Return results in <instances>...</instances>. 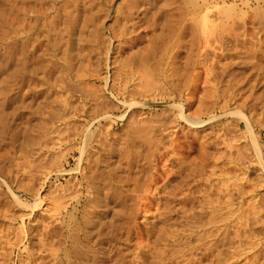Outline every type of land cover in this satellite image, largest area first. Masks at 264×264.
<instances>
[{
  "label": "rangeland",
  "instance_id": "obj_1",
  "mask_svg": "<svg viewBox=\"0 0 264 264\" xmlns=\"http://www.w3.org/2000/svg\"><path fill=\"white\" fill-rule=\"evenodd\" d=\"M189 1L192 3L190 4ZM189 1L22 0L21 4V0H0V92L6 91L8 95L11 94V103L10 100L7 101L5 103L6 105L4 104L2 106L3 110L0 107V112H2L0 113L1 121H4V117H1L3 113L6 118L5 120H9L8 122H2L4 123L3 125L0 122L3 126H0V129L3 128V132L0 130L3 133V135L0 133V138L3 136L0 139V236H2L4 232H9L10 235L14 233L17 235L19 234V237H21L20 244L18 243V247L13 249H10L8 245H4L3 239L1 240L2 237L0 238V242L2 243V245L0 243V263L3 261L4 263L2 264H22L23 261L25 262L26 259L30 258L28 252L30 250L33 251L30 252L31 255L34 253V256H32L34 258L36 257L35 263L40 261L38 264H91L96 254L99 257V260H97L98 264H264V168H262V164H264V162H262L264 161V119H262V117H264V108L261 109V107H264V48H262L264 47V0ZM193 2L197 4L194 3V5ZM192 4L195 7H193ZM39 5L40 8L38 7ZM28 8L29 11L31 10L30 13ZM20 10L24 11L21 13ZM36 10H42L40 12H42L43 15L45 14L44 17H42L44 21L49 20L51 15L58 11L59 16L57 15L58 18H55L56 22L53 26L55 30L53 31L54 33L52 32L51 38L53 40L54 36H57L59 31V33H62L59 34L64 37H62V43L60 42V45L58 44V49H60V51L57 47H51L50 43L45 41L46 45L43 42L42 46H40L41 48L39 47L37 51L41 52L42 50L45 53V51L51 52L52 49L53 54L56 56L54 61L57 60L60 64H64L67 72L63 71L61 75L56 64L55 67H57V69L54 67V71L52 70V72L48 74V71L41 65V71L39 69L36 71L34 86H36L37 89L34 87L35 90L26 96L25 99L28 103H24L25 105H23L21 109L22 106H19L20 103L16 104L19 102V96H17L18 94L16 91V72L11 74L8 66L12 67L15 65V60H17L19 52L17 50V29L20 28V16L23 14L22 16L26 19L24 23H26V21L28 22L26 25L23 24L26 27L25 29H27V26L31 23V21H28L31 20L30 17L33 16L34 12L38 13ZM27 12L29 16H27ZM167 12H170V14ZM204 13L208 15L209 29L212 28L213 31L214 26L210 27V25H215L216 27L214 28H216L218 32L222 29L224 33L227 31L226 37L227 40L229 38V46L234 44L233 39L237 37V40L241 41L243 39L245 46H249L248 43H253L254 46L258 45V47L256 46L259 48L258 56L262 54V56L256 58L255 61L254 59L248 61L251 60L248 59L249 57H245L243 60H241L240 57H234L231 63L226 67L224 74L218 75V73H216V75L219 76L216 78H220L221 82L214 86L215 88L210 86L212 91L209 87L212 81L208 86L206 85L207 83L204 84L205 80L203 81V79L206 77L204 74L205 72H203L201 68H196L195 71L197 73H193L194 71H191L189 59H187L188 62L186 60V56H188L187 51L189 52L191 46L189 45L190 35L185 31L187 35L184 34L182 37L178 38L181 34L180 32L184 31L185 26L188 25H193L195 29L194 32L197 30L195 36H200L201 34L198 33H200L201 25L197 17ZM166 14L168 18L174 16L172 19H170V17V20L164 21V19H167V17L164 18ZM187 15H190L192 19ZM130 17L132 19H130ZM155 18L157 19L156 22L154 21ZM134 21H138V23L131 26ZM219 22H221V26ZM179 25L183 26L180 27ZM54 28H52V30ZM216 29H214L213 33L216 32ZM78 31L80 33H78ZM235 34H237V36H235ZM241 34H243L244 37ZM161 36L163 37L161 38ZM197 38L199 37H196V41L194 42H197ZM67 39H70V41H67ZM179 42L183 43L180 44ZM197 43H191L195 45L194 48H191L195 50V48L198 47L196 45ZM178 44L180 45L177 47ZM48 47H50V49H48ZM178 48L179 52L176 54L175 52ZM57 54L60 56L58 57ZM62 54H64V60ZM240 55L243 56L244 54L240 53ZM5 59L9 64H7V67L4 65ZM234 59H236L235 62L233 61ZM45 61L47 62L46 58ZM45 61H43V64H46L44 63ZM223 61L224 60H221V62ZM251 62H253V65H250ZM257 62L260 64H257ZM186 64L189 66H186ZM143 65L149 71L150 80H152V78H155L153 80H157L156 78H158L159 81L165 82L166 84H168L167 81H171V84L169 83L168 86L172 88L174 84L172 89L179 92L181 91L184 95L192 85L190 79L193 78V75L198 74V79L195 78V80L197 79L195 81L197 83L196 99L192 105L186 109L188 113L194 112L193 109L195 110L197 106L198 97H207L215 94L216 96H214L218 101L224 96L227 97L226 92L229 91V87L227 86L231 84L229 83L231 81H228V79L232 80L230 88L233 89L230 90L229 93L233 92V94H235L236 92L235 96L237 95L236 100H238L236 103L247 118L249 129L245 128V121L243 119L238 120L237 116L236 118L234 117L235 115L229 113L225 118H222V122L221 120L219 122L216 121L217 125L221 122L219 124L220 127L216 125L215 121L208 122V120H206L207 125L202 126V129L198 127L194 130L192 127L180 122L178 126L181 129L179 128L171 137L172 139L174 138L171 147L174 149V152L177 153L176 157L178 160L175 158L174 161L171 160L172 162H168L167 158L172 156V152H168L171 156L167 154L164 155L165 157L161 156L160 158V156H158V158L156 157L157 154H155L156 156L153 154L155 156H153L154 158L152 156L148 158V147H144V145V148L139 146L142 140H137V143H135L136 146H133L131 141H128V138L130 132L129 123L132 127L134 123L131 119L134 120L133 116L135 113L130 112L132 115L130 113L128 114V109L126 110L123 106L113 109L109 104L111 107L109 113L112 114L111 118L113 124L111 133L113 132V137H120L114 143V146L117 150L121 149L123 151L121 152V150H119L115 152L109 160H107V158L103 159L102 157V159L98 158L101 151L99 153L92 152L94 154L89 158L88 164L85 162L83 163V166L86 165L84 166L85 172H83V174H80L78 170L75 172L74 167L77 165V145L79 146V142L75 140L76 137L70 135L76 130H79H74L75 128L82 127L88 120L96 119L95 114L98 105H95L92 99L100 96L99 98L101 100H107V97H109V93L107 92L109 84L114 80V82H116V79H118L117 77L121 75V77H123L124 73L126 75L131 68L142 67L143 69ZM84 67L85 69H83ZM75 72H78V75L80 74L77 79H75ZM79 72L84 76L82 77V74ZM228 73H230V76ZM59 75L65 78L64 84L66 82L67 85H70V87L72 86L71 88L73 89L67 92L60 90L57 85L59 84ZM106 77L107 79H105ZM231 77L237 80L240 78V82L236 85L235 82L238 81L234 80V82ZM172 81L174 82L173 84ZM221 89H223L224 92ZM216 90L219 93L216 92ZM202 91L204 93H202ZM233 94L230 97L235 98ZM12 95H15V97ZM64 95L66 99L68 98L67 104L61 101L62 98L64 99ZM241 95L244 98L241 97ZM206 97L204 98L206 99ZM12 98H14L16 103L12 101ZM237 104L235 106H237ZM16 105H18L20 109H18ZM171 105L172 102L169 104H162V102L159 101L154 102V104H151L148 108L143 110L139 108L133 110H135V112L142 111L152 115L157 113L154 117L162 121H167L170 117L178 119L177 115H175L177 111ZM230 106H232V104ZM163 108L169 111L163 112ZM259 109L262 110L260 114ZM170 111L175 112V114ZM69 112H72V114L70 115ZM164 113H169V117L167 115L168 118H165ZM62 115L63 117H61ZM68 117L69 119H67ZM63 120L66 121L64 125L67 127V124H70V127L65 131L63 134L64 136H61V142L59 141L54 144L55 146L50 149L46 157L42 158V156H40L36 160L30 158L29 153L32 151V148L35 147L33 143L44 137L45 129L50 126L60 128L64 123ZM131 122L133 123L132 125ZM236 122H239L240 125L237 126L235 124ZM5 123H7L6 126L8 125L7 129L4 127ZM8 123H11V125ZM126 126L128 127L126 128ZM218 128L222 137L224 134L223 138L219 134ZM200 132L201 134L205 132L204 135L206 134V136H209H205L209 141L208 139H200ZM215 132L219 136L216 135ZM41 134L44 135L42 136ZM166 134L164 135V140L168 141L169 138L167 136L169 132L167 136ZM210 134H212V136ZM68 135L72 137V141L71 139L67 140V138H69ZM213 135H216L217 139ZM223 140H228L229 142L223 143ZM212 141H214L215 144L214 142L212 144ZM51 142L56 141L53 138V140L48 141V144ZM201 143L206 146H202ZM202 147H207L208 149L204 148L205 150H203ZM142 150L144 151L141 152ZM138 151H140V153H137ZM238 153L242 154L239 156ZM237 156L239 157L237 158ZM150 158L151 161H149ZM128 160L130 161L128 162ZM62 170L63 172H60ZM30 173L33 174L31 175ZM123 173L124 177L122 176ZM82 176H84L83 179ZM224 178L228 179L225 180ZM229 179L231 180L229 181ZM223 181H226L225 183L227 184L223 183ZM232 182L235 184L232 185ZM223 184L226 186L229 185V187ZM68 185H71V188L66 192L60 189ZM147 186L148 191H144ZM156 187L160 189L166 187L167 191L172 190V195L176 198L165 192V195L162 193L160 194ZM88 189L92 191L93 194L87 195ZM61 190L64 197L59 196ZM58 191L60 192L58 193ZM74 191L80 192L81 195L77 193L78 195L76 198ZM226 193L232 196L229 197ZM68 194H70V196H68ZM72 194L75 196L73 197ZM16 195H18V197ZM92 195L96 196V201L95 199L89 200L92 198ZM188 195L190 197L183 198ZM37 196L43 200L34 210L31 207H25L24 209L23 206H20L15 201L16 198H19L31 204V202L33 203V199ZM211 200L213 201L211 202ZM164 201L166 203H164ZM47 202H52V205L56 203V205L59 206V210L54 209L56 211L55 215L59 212L56 217H60V219L57 220L58 222H56L55 230L58 227V231H56L58 233L61 232L55 235L52 238L53 240L51 238L48 239L44 248L40 247L41 242H39V239L43 237V226L48 224L50 220L49 217L46 219V216H50L52 212H55L54 210L48 213L42 211L44 206L41 207V205ZM52 205L51 207L54 206ZM208 207L211 208L209 209ZM161 210L162 212H160ZM164 210L165 213L168 214V218L165 217V219L168 220L162 219L163 216L167 215L163 214ZM156 214L162 217H157ZM84 218L86 221L89 218L86 223L87 225L84 223L86 222ZM152 219L154 222H151ZM160 219H162V222ZM163 220L166 223L163 222ZM152 223H155V225ZM163 223L165 224L163 225ZM83 227L85 229H83ZM12 230L15 231L11 233ZM47 242H50L51 245L50 243L47 244ZM25 245L30 249H23ZM5 246L9 248H4ZM1 248L4 250L3 252ZM96 248L98 251L95 250ZM51 249L54 252L56 251L55 253L53 252L54 255ZM1 252L3 254L9 252L10 254L8 253L6 256H2L3 254Z\"/></svg>",
  "mask_w": 264,
  "mask_h": 264
},
{
  "label": "bare ground",
  "instance_id": "obj_2",
  "mask_svg": "<svg viewBox=\"0 0 264 264\" xmlns=\"http://www.w3.org/2000/svg\"><path fill=\"white\" fill-rule=\"evenodd\" d=\"M189 1V0H188ZM192 1V0H191ZM24 2V1H23ZM76 2V1H75ZM148 2V1H147ZM167 2H169V1H167ZM166 2V3H167ZM70 3V2H69ZM189 3H190V1H189ZM192 3V2H191ZM190 3V4H191ZM194 3H196V2H193V4ZM21 4H22V0H21ZM24 4V3H23ZM34 4V3H33ZM66 4V3H65ZM133 4H135V3H133ZM187 4V3H186ZM192 4V6L193 7H195L194 5ZM197 4V3H196ZM52 5V4H51ZM73 5V4H72ZM136 5V4H135ZM184 5V4H183ZM199 5V4H198ZM198 5H197V7H198ZM31 6V5H30ZM29 6V7H30ZM63 6V5H62ZM77 6V5H76ZM132 6H134V5H132ZM191 6V7H192ZM204 6V5H203ZM214 6V5H213ZM219 6V5H218ZM39 8H40V5L38 6ZM37 7V8H38ZM49 7V6H48ZM72 7H74V6H72ZM84 7V6H83ZM175 7V6H174ZM187 7V6H186ZM90 8V7H89ZM216 8V7H215ZM229 8V7H228ZM21 9H22V7H21ZM31 9L33 10V8L31 7ZM168 9V8H167ZM172 9V8H171ZM180 9V8H179ZM232 9V8H231ZM34 10H35V8H34ZM60 10V9H59ZM207 10V9H206ZM215 10V9H214ZM21 11V10H20ZM24 10H22L21 11V13L23 12ZM28 11H29V8H28ZM31 11V10H30ZM30 11H29V13H30ZM36 11H38V10H36ZM40 11H42V10H40ZM40 11H38V13H36V12H34V14H33V16L32 17H30L31 18V20H28V21H31V23H29V25L27 26V29H25L26 27L23 25V24H28V22L26 21V23H24L25 21L24 20H26L25 18H24V16H20L21 18L19 19L20 21H21V23H20V28L19 29H17L18 30V55H17V60H15L14 62H15V65L14 66H12V67H10V66H8L9 67V70H10V72H11V74L13 73H15L16 74V76H17V78H16V80H17V82H16V87H17V96H19V102L18 103H16L15 101H14V98H12V101L14 102V103H16V104H19L20 103V105L19 106H22L21 107V109L23 108V105H25L24 103H28V102H26V96L27 95H29V94H31L34 90H35V88L37 89V87L36 86H34L35 85V81H36V71L39 69L40 70V66L42 65L43 67H44V69H46V71H48V74H49V72L51 73L52 72V70L54 69V67H55V65L57 64V67L59 68V72L61 73V75L63 74V71L65 72L66 70H65V67H64V64H60V62L59 61H54V59H56L55 57V55L53 54V50L51 49V52H48V51H45V53H44V51H42L41 50V52L39 53L38 51H37V49L40 47V46H42V43L45 41V42H47V43H50V46L52 47H57V49H58V44L61 42V40L64 38L63 36H60L59 34H62V33H57V36L55 37L54 36V38H53V40H52V32L55 30V28L53 27L54 26V24H55V22H56V17H57V15L59 14L58 13V11H56V12H54V14L53 15H51V13H50V15H51V17H50V19L49 20H45L44 21V19L42 20V17H44V15L42 14V12H40ZM26 12V11H25ZM68 12V11H67ZM175 12V11H174ZM20 13V12H19ZM18 13V14H19ZM28 12H27V16H29L28 14H29ZM40 13H41V15H40ZM160 13V12H159ZM167 13H169L170 14V12H167ZM184 13V12H183ZM183 13H182V15H183ZM186 13V12H185ZM199 13V12H198ZM224 13V12H223ZM222 13V14H223ZM46 14H48V13H46ZM163 14V13H162ZM168 14V15H169ZM200 14H201V12H200ZM64 15V14H63ZM171 15H173V14H171ZM185 15V14H184ZM198 15V14H197ZM18 16V15H17ZM47 16V15H46ZM45 16V17H46ZM59 16V15H58ZM70 16V15H69ZM164 16V15H163ZM174 16V15H173ZM172 16V17H173ZM187 16H190V15H187ZM234 16V15H233ZM165 17H167V14H166V16H164V18ZM171 17V16H170ZM169 17V18H170ZM172 17L170 18V19H172ZM29 18V17H28ZM49 18V17H48ZM47 18V19H48ZM58 18V17H57ZM63 18V17H62ZM136 18V17H135ZM161 18V17H160ZM163 18V19H164ZM168 17H167V19H164V21H166V20H168L169 19ZM190 18L192 19V17L190 16ZM198 18V22L200 23V33H198V34H201L200 36H195L196 34H197V30H196V32H194V26L193 25H188V26H185V30L184 31H182V32H180L181 34H180V36H178V38L179 37H182L184 34H186V32L185 31H187L188 32V34L190 35V38H189V41H190V44L189 45H191L190 46V50H189V52L187 51V53H188V56H186V60L187 59H189V63H190V68H191V71H194L193 73H197L196 71H195V69L196 68H201L202 69V71L203 72H205L204 74L206 75V77H204V79H203V81L205 80V82H204V84H206L207 86H208V84H209V87L211 86V87H213V88H215L214 86H216L217 84H219V82H221V79L219 78H216L219 74L220 75H222V74H224V72L226 71V67L231 63V61H232V59L234 58V57H240L241 58V60H243V58L245 59V57L246 58H248V59H251V60H248V61H252L253 59H254V61H255V59L256 58H259L260 56H262V54H260V56H258V53H259V48H257L258 47V45H256V46H254V44L252 43V44H250V43H248L249 44V46H245V44H244V41H243V39L240 41V40H237V37H234V44L232 45V46H229L228 44H229V38H228V40H227V31H226V33H224V31H222L221 29V31L220 32H218L217 31V29L216 28H214V27H216L215 25H210V27H213V31H214V29H216L215 31L216 32H214L213 33V31H212V28H210L209 29V19H208V15H207V13H204V14H202V15H200L199 17H197ZM215 18V17H214ZM229 18V17H228ZM235 18V17H234ZM130 19H132L131 17H130ZM134 19V18H133ZM169 19V20H170ZM191 19H190V21H191ZM216 19V18H215ZM237 19V18H236ZM127 20V19H126ZM156 18L154 19V21L156 22ZM211 20V19H210ZM18 21V20H17ZM19 21V22H20ZM70 21V20H69ZM131 21V20H130ZM140 21V20H139ZM216 21V20H215ZM132 22V21H131ZM184 22V21H183ZM222 22V21H221ZM221 22H219V24L221 23ZM68 23V22H67ZM123 23V22H122ZM128 23V22H127ZM138 23V21H134L133 23H132V25L131 26H134L135 24H137ZM170 23H171V21H170ZM177 23V22H176ZM179 23V22H178ZM196 23V22H195ZM213 23V22H212ZM76 24V23H75ZM166 24H167V22H166ZM166 24H164V25H166ZM173 24V23H172ZM191 24H193V23H191ZM215 24V23H214ZM222 24H223V22H222ZM161 25H162V23H161ZM184 25V24H183ZM182 25V26H183ZM63 26V25H62ZM67 26V25H66ZM163 26V25H162ZM167 26V25H166ZM180 26V25H179ZM182 26H180V27H182ZM196 26V25H195ZM220 26H221V24H220ZM64 27V26H63ZM178 27V26H177ZM179 27V28H180ZM223 27V26H222ZM222 27H219V28H222ZM226 27V26H225ZM228 27H230V26H228ZM52 28H54L53 30H52ZM67 28H68V26H67ZM131 28V27H130ZM198 28H199V26H198ZM80 29V28H79ZM162 29V28H161ZM181 29V28H180ZM196 29H197V26H196ZM235 29V28H234ZM237 29V28H236ZM59 30V29H58ZM61 30V29H60ZM63 30V29H62ZM175 30H177V29H175ZM233 30V29H232ZM162 31V30H161ZM199 31V30H198ZM239 31V30H238ZM65 32V31H64ZM156 32V31H155ZM260 32V31H259ZM54 33V32H53ZM78 33H80L79 31H78ZM196 33V34H195ZM228 33H230V32H228ZM160 34V33H159ZM171 34V33H170ZM72 35V34H71ZM84 35V34H83ZM165 35V34H164ZM187 35V34H186ZM231 35V34H230ZM239 35V34H238ZM242 36H243V34H241ZM82 36V35H81ZM160 36V35H159ZM235 36H237V34H235ZM63 37V38H62ZM66 37V36H65ZM77 37V36H76ZM86 37V36H85ZM163 36H161V38H162ZM174 37V36H173ZM189 37V36H188ZM196 37H199V38H197V42L199 43V45H198V43L197 42H194V41H196L195 39H196ZM232 37V36H231ZM239 37V36H238ZM244 37V36H243ZM242 38V37H241ZM88 39V38H87ZM181 39V38H180ZM179 39V40H180ZM246 39H248V38H246ZM76 40V39H75ZM74 40V41H75ZM178 40V41H179ZM182 40V39H181ZM199 40V41H198ZM232 40V39H231ZM51 41H52V43H51ZM67 41H70V39H67ZM73 41V40H72ZM71 41V42H72ZM86 41V40H85ZM88 41V40H87ZM94 41V40H93ZM163 41V40H162ZM175 41V40H174ZM188 41V40H187ZM187 41H186V44H187ZM260 41H261V39H260ZM44 42V43H45ZM79 42V41H78ZM78 42H77V44H78ZM183 42H184V40H183ZM183 42H181V43H183ZM62 43V42H61ZM166 43H167V41H166ZM172 43V42H171ZM180 43V42H179ZM180 43V44H181ZM191 43H197L196 45L198 46V47H196L195 48V50L194 49H192L191 47H195V45L194 44H191ZM246 43V42H245ZM256 43V42H255ZM258 43H260V42H258ZM70 44V43H69ZM72 44V43H71ZM81 44V43H80ZM177 44V43H176ZM180 44H178L177 45V47L180 45ZM262 44V43H261ZM45 45H46V43H45ZM60 45V44H59ZM193 45V46H192ZM45 47V46H44ZM60 47V46H59ZM85 47V46H84ZM83 47V48H84ZM174 47H176V46H174ZM173 47V48H174ZM41 48V47H40ZM93 48V47H92ZM183 48H184V46H183ZM262 48H264V47H262ZM46 49V48H45ZM45 49H43V50H45ZM48 49H50V47H48ZM187 49V48H186ZM59 51H60V49H58ZM175 50V49H174ZM262 50V49H261ZM38 53H37V52ZM57 51V50H56ZM142 51V50H141ZM145 51V50H144ZM143 51V52H144ZM43 52V53H42ZM178 52H179V48H178V50H176V54H178ZM261 52V51H260ZM62 53V52H61ZM63 53H64V50H63ZM73 53V52H72ZM85 53V52H84ZM170 53V52H169ZM240 53H243L244 55L242 56V55H240ZM58 54H59V52H58ZM57 54V56L59 57L60 55H58ZM63 55L64 54H62V58H63ZM147 56V55H146ZM251 56V57H250ZM150 57V56H149ZM45 58H46V60H47V62L45 61ZM48 58V59H47ZM62 58H61V61L63 62V60H64V58H63V60H62ZM77 58V57H76ZM237 58V59H238ZM7 59V58H6ZM6 59H5V66L7 67V64H8V62H6ZM50 59V60H49ZM86 59V58H85ZM174 59H176V58H174ZM230 59V60H229ZM53 60V61H52ZM59 60H60V58H59ZM69 60V59H68ZM67 60V61H68ZM221 60H226L225 62L223 61V62H221ZM235 60L236 59H234L233 61L235 62ZM239 60V59H238ZM240 60V61H241ZM247 60V59H246ZM43 61H45L44 63H46V64H43ZM49 61V62H48ZM145 61V60H144ZM143 61V62H144ZM257 61H259V60H257ZM9 62H11V61H9ZM13 62V61H12ZM77 62H79V61H77ZM89 62V61H88ZM187 62H188V60H187ZM233 62V63H234ZM241 62H243V61H241ZM138 63V62H137ZM162 63V62H161ZM171 63V62H170ZM185 63V62H184ZM188 63V64H189ZM237 63H238V61H237ZM89 64V63H88ZM139 64H141V63H139ZM138 64V65H139ZM151 64V63H150ZM188 64H186V66H189ZM241 64V63H240ZM255 64H256V62H255ZM257 64H260V63H258L257 62ZM9 65V64H8ZM70 65V64H69ZM90 65V64H89ZM137 65V66H138ZM142 65V64H141ZM185 65V64H184ZM234 65V64H233ZM250 65H253V62H251L250 63ZM4 66V67H5ZM75 66V65H74ZM88 66V65H87ZM256 66H259V65H256ZM261 66V65H260ZM57 67H55L56 69H57ZM79 67V66H78ZM143 69H142V67L141 68H131V69H129V71H128V73H126V75H125V73H124V75H123V77H121L122 75H121V73H120V77H117L118 79H116L117 81L116 82H114L113 80V82L111 83V84H109L108 85V88H107V92L109 93V97H107V100H104V99H100L99 97H95V98H93V97H91V98H93L92 100L95 102V105H98V108H97V112H96V114H95V117H96V119H93V120H88V122L85 124V125H83L82 127H78V128H75L74 130H76V129H79V130H76L73 134H71L70 136H72V137H76L75 138V140L76 141H78L79 142V146L77 145V151H78V157H77V165H76V167H74V170H75V172H76V170H78V172H80V174H83V172H85L84 170H85V167L84 166H86V165H84L83 166V163L85 162L86 164H88L87 162L89 161V158L91 157V155L92 154H94V153H99L100 151H101V153H99V159L102 157L103 159L104 158H107V160H109L110 158H111V156H112V154H114L115 152H117V151H119V150H121V149H119V150H117V148L114 146V143L118 140V138H120V137H118V138H116V137H113L112 136V133H111V131L113 130V124H112V118H111V115L112 114H110L109 113V111H110V109H111V107H113V109L115 108H118L119 106H123L126 110L128 109V114L131 112H134L133 114H134V120L133 119H131L132 120V122L134 123H132L131 122V125H132V127L130 126V121L128 122L129 123V127H130V132H129V138H128V141H131V143L133 144V146L135 145V143H137V140H142V142H140L139 143V146H142L143 147V145H144V147H148V150H147V156H148V158L149 157H153L155 154H157V156L156 157H158V156H160V158H161V156H164V155H167V154H169L168 152H172L171 153V155L169 154V156H171L170 158H172V159H170V158H167V157H169V156H167L166 158L168 159V162H172L171 160H175V158H177L176 156V154L177 153H175L174 152V149H172V143H173V141H174V138L172 139L171 137L173 136V133L174 132H176V131H178L179 130V126H178V124L180 123V122H182V123H184L185 125H188V126H190V127H192L194 130L196 129V128H201L202 126H204V125H207L206 123H207V121L206 120H208V122H210V121H220L221 120V122H222V118H225V116L226 115H228V113L229 114H233V115H235L234 117H238V120L239 119H243L244 121H245V128L246 129H249V122H248V120H247V118L245 117V115H244V113H242V111L240 110V108L238 107V104L236 103L238 100H236V96H235V94H236V92H235V94H233V92L231 93H229V91L230 90H232L231 88H230V85L232 84V80H230V79H228V81H231V82H229V83H231L230 85L228 84V86L227 87H229L228 89H229V91H227L226 92V94H227V97L226 96H224L221 100H217V98L215 97L216 95L215 94H212L211 96H202V97H198L199 99H197V106H196V108H195V110L193 109V113H188V112H186V109L188 108V107H190L191 105H192V103L194 102V100L196 99V85H197V83L195 82L197 79H198V77H197V75L195 74V75H193V78L192 79H190L191 81H192V85H191V87L189 88V90L186 92V94L184 95L181 91L179 92V91H175V89L173 90L172 88L174 87V82L172 81V84H173V87L172 88H170L169 86H168V84L170 83L171 84V81L170 82H168L167 81V83L168 84H166L165 82H162V81H159L158 80V78H156L157 80H153V79H155V78H152V80H150L151 79V77L149 76V71H148V69L143 65ZM155 67V66H154ZM254 67V66H253ZM77 68V67H76ZM147 69V71H146V69ZM188 68V67H187ZM252 68V67H251ZM255 68V67H254ZM42 69V68H41ZM44 69H43V71H44ZM75 69V68H74ZM82 69V68H81ZM83 69H85V67L83 68ZM257 69V68H256ZM173 70V69H172ZM41 71V70H40ZM42 71V72H43ZM54 71V70H53ZM81 71V70H80ZM84 71H86V70H84ZM83 71V72H84ZM191 71H190V73H191ZM240 71V70H239ZM253 71V70H252ZM67 72V71H66ZM119 72V71H118ZM47 73V72H46ZM45 73V74H46ZM76 73V72H75ZM78 73V72H77ZM76 73V77H75V79H77V78H79L78 76L80 75H78ZM79 73H81V72H79ZM153 73V72H152ZM178 73V72H177ZM215 73V74H214ZM216 73H218V75H216ZM260 73V72H259ZM82 74V73H81ZM85 74V73H84ZM227 74V73H226ZM229 74V76H230V73H228ZM61 75H59V84H57L58 85V88L60 89V90H62V91H70V89H73V88H71L70 87V85H67V83L65 82V84H64V77H62ZM153 75V74H152ZM151 75V76H152ZM185 75V74H184ZM241 75V74H240ZM244 75V74H243ZM10 76V75H9ZM84 75L82 74V77H83ZM118 76H119V74H118ZM168 76V75H167ZM196 76V77H195ZM81 77V76H80ZM114 77V76H113ZM150 77V78H149ZM159 77V76H158ZM170 77V76H169ZM169 77H168V79H169ZM219 77V76H218ZM233 77V76H232ZM231 77V78H232ZM240 77V76H239ZM244 77V76H243ZM39 78V77H38ZM115 78V77H114ZM163 78V77H162ZM167 78V77H166ZM174 78V77H173ZM195 78H197L196 80H195ZM230 78V77H229ZM241 78V77H240ZM240 78H238V80L237 79H233V81L235 80H237L238 82H235V84L237 85V83H239L240 82ZM105 79H107V77L105 78ZM171 79H172V77H171ZM170 79V80H171ZM244 79V78H243ZM7 80V79H6ZM13 81V80H12ZM39 81V80H38ZM165 81V80H164ZM252 81H254V80H252ZM107 82V81H106ZM251 82V81H250ZM226 83H228V82H226ZM253 83V82H252ZM114 84V85H113ZM202 84H203V82H202ZM222 84V83H221ZM189 85V84H188ZM244 85V84H243ZM253 85V84H252ZM11 86V85H10ZM39 86V85H38ZM224 86V85H223ZM234 86V85H233ZM35 87V88H34ZM211 87H210V90H211ZM221 87V86H220ZM226 87V88H227ZM240 87H241V85H240ZM11 88V87H10ZM203 88V87H202ZM223 88V87H222ZM245 88V87H244ZM106 89V88H105ZM227 89V90H228ZM241 89V88H240ZM246 89V88H245ZM177 90V89H176ZM205 90V89H204ZM208 90V89H207ZM209 90V91H210ZM222 91H223V89H221ZM225 90V89H224ZM247 90V89H246ZM11 91V90H10ZM39 91V90H38ZM212 91V90H211ZM220 91V90H219ZM37 92V91H36ZM216 92H218L217 90H216ZM224 92V91H223ZM10 93V92H9ZM202 93H204L203 91H202ZM207 93V92H206ZM209 93V92H208ZM213 93H214V91H213ZM219 93V92H218ZM228 93H229V95H228ZM242 93V92H241ZM16 94V93H15ZM88 94V93H87ZM226 94H224V95H226ZM232 94H233V97L235 96V98H232V97H230V96H232ZM63 95V94H62ZM95 95V94H94ZM206 95V94H205ZM215 95V96H214ZM219 95V94H218ZM220 95H221V93H220ZM11 96V94L10 95H8V93H6V91L5 92H0V107L2 108V106L7 102V101H9L10 100V97ZM12 96H14L15 97V95H12ZM65 96V95H64ZM64 96H62V97H64ZM66 96H67V94H66ZM66 96L64 97V99L62 98L61 99V101L63 102V103H65V104H67L68 103V101H67V99H66ZM222 96H223V94H222ZM221 96V97H222ZM55 97V96H54ZM58 97V96H57ZM72 97V96H71ZM104 97V96H103ZM204 97H206V99L204 98ZM210 97V98H209ZM214 97V98H213ZM241 97H243L242 95H241ZM17 98V97H16ZM15 98V99H16ZM212 98V99H211ZM244 98V97H243ZM99 99V100H98ZM106 99V98H105ZM218 99H220V98H218ZM247 99V98H246ZM33 100V99H32ZM59 100V99H58ZM30 101V100H29ZM60 101V102H61ZM162 102V104H169V103H171L172 102V107L173 108H175L176 109V113L177 114H175V112H172V111H170L171 113H174L175 115H177V117H178V119H175V117H170L167 121H162L161 119H156L154 116H156V114H154V115H152V114H149V113H144V112H142V111H137V112H135V110H133V109H136V108H139V109H141V110H143V109H145V108H148L151 104H154V102ZM242 101V100H241ZM12 102V103H13ZM59 102V101H58ZM61 102V103H62ZM10 103H11V100H10ZM30 103V102H29ZM62 103V104H63ZM237 104V106H235L236 104ZM44 104V103H43ZM109 104L111 105V107L109 106ZM232 104V106H230ZM234 104V105H233ZM6 105V104H5ZM14 105V104H13ZM59 105V104H58ZM61 105V104H60ZM85 105V104H84ZM17 107H18V105H16ZM27 106V105H26ZM46 106V105H45ZM62 106V105H61ZM66 106V105H65ZM74 106V105H73ZM240 106V105H239ZM165 107V106H164ZM14 108H16V107H14ZM121 108V107H120ZM167 108V107H166ZM166 108L163 110V112H165V111H167L166 110ZM262 108H264V107H261V109ZM18 109H20L19 107H18ZM70 109V108H69ZM92 109V108H91ZM91 109H89V110H91ZM2 110H3V108H2ZM17 110V109H16ZM82 110V109H81ZM94 110V109H93ZM126 110H125V112H126ZM1 111V110H0ZM20 111V110H19ZM55 111V110H54ZM77 111V110H76ZM119 111V110H118ZM169 111V110H168ZM167 111V112H168ZM81 112V111H80ZM90 112V111H89ZM260 112L262 113V110H260L259 109V114H260ZM0 113H2V112H0ZM50 113H52V112H50ZM62 113V112H61ZM91 113H93V112H91ZM123 113V112H122ZM130 113V114H131ZM170 113V114H171ZM49 114V113H48ZM64 114V113H63ZM67 114V113H66ZM69 114L71 115L72 114V112L70 113L69 112ZM68 114V115H69ZM85 114V113H84ZM87 114V113H86ZM169 114V113H168ZM168 114H165L164 113V117L165 118H168L169 117V115ZM2 115V114H1ZM52 115V114H51ZM65 115V114H64ZM124 115V114H123ZM132 115V114H131ZM167 115H168V117H167ZM171 115H173V114H171ZM94 116V115H93ZM92 116V117H93ZM159 116V115H158ZM1 117H4V121H6L5 119V115H4V113H3V115L1 116ZM21 117V116H20ZM26 117H27V115H26ZM61 117H63V115L61 116ZM69 117H72V116H69ZM69 117L67 118V119H69ZM113 117V116H112ZM120 117V116H119ZM122 117V116H121ZM160 117V116H159ZM176 117V118H177ZM236 117V118H237ZM54 118H56V117H54ZM65 118V117H64ZM63 118V119H64ZM13 119H14V117H13ZM18 119V118H17ZM262 119H264V117H262ZM2 119L0 118V122L2 123V122H4V121H1ZM60 120H62V119H60ZM169 120H171V121H169ZM9 120H7L6 122H8ZM49 121V120H48ZM64 121V120H63ZM106 121V122H105ZM40 122V121H39ZM59 122V121H58ZM220 122V123H221ZM1 123H0V126L1 127H3L2 125L4 124V123H2V125H1ZM46 123V122H45ZM44 123V124H45ZM68 123V122H67ZM125 123V122H124ZM219 123V124H220ZM225 123H227V122H225ZM6 124L7 123H5V125H4V127H6V129H7V126H6ZM9 124V123H8ZM40 124V123H39ZM64 124H66V121H64V123H63V125ZM218 124V125H219ZM237 126H239L240 124H239V122H236L235 123ZM234 124V125H235ZM9 125H11V123L9 124ZM46 125V124H45ZM62 125V127H60V128H58V127H54V126H50V127H47L46 129H45V135L44 134H41L42 136L44 135V137L43 138H41V139H38V140H36L34 143H33V145L35 144V147H33L32 148V151L29 153V157L30 158H32L33 160L35 159H37L38 157H40V156H42V158H44V157H46L47 156V154H48V152H50V149L51 148H53V146H55L54 144H56V143H58L59 141L61 142V136L65 133V131H67V129L70 127L69 125L70 124H67L68 126L66 127V125H64L63 126ZM72 125V124H71ZM216 125H217V122H216ZM217 125V126H218ZM226 125V124H225ZM26 126V125H25ZM11 127V126H10ZM29 127V126H28ZM77 127V126H76ZM128 126H126V128H127ZM172 127H174V128H172ZM183 127V126H182ZM190 127H189V129H190ZM219 127H220V125H219ZM18 128V127H17ZM5 129V128H4ZM19 129V128H18ZM17 129V130H18ZM41 129V128H40ZM43 129H44V126H43ZM73 129V128H72ZM173 129V130H172ZM181 129V128H180ZM202 129V128H201ZM236 129V128H235ZM245 129V130H246ZM1 131L3 130V128L2 129H0ZM8 130H9V128H8ZM70 130V129H69ZM68 130V131H69ZM214 130V129H213ZM213 130H212V132H213ZM218 130V132L220 131L219 130V128L217 129ZM0 131V133H2ZM199 131V130H198ZM201 131V130H200ZM203 131V130H202ZM215 131V130H214ZM237 131V130H236ZM247 131V130H246ZM5 132V131H4ZM25 132V131H24ZM71 132V131H70ZM168 132H169V134H168ZM217 132V131H216ZM215 132V134L216 135H218L217 133ZM222 132V131H221ZM226 132V131H225ZM248 132H249V130H248ZM10 133H12V132H10ZM16 133H17V131H16ZM44 133V132H43ZM66 133H69V132H66ZM128 133V132H127ZM168 134V136H167V134ZM205 133V132H204ZM204 133L203 134H201V132H200V134H201V137H200V139H205V140H207L208 138H206V137H209V136H206V134L204 135ZM214 133V132H213ZM5 134V133H4ZM116 134V133H115ZM166 134V136L169 138L168 139V141H166V140H164V135ZM207 134H209V133H207ZM219 134H220V132H219ZM223 134V133H222ZM1 135H3V133L1 134ZM27 135V134H26ZM117 135H118V133H117ZM198 135H199V133H198ZM211 136H212V134H210ZM216 135H213V136H215V138H216ZM221 135V134H220ZM14 136V135H13ZM64 136V135H63ZM62 136V137H63ZM69 135H68V137L69 138H67V140L68 139H71L72 137H70ZM119 136V135H118ZM206 136V137H205ZM219 136V135H218ZM217 136V137H218ZM3 137V136H2ZM1 137V138H2ZM29 137V136H28ZM40 137V136H39ZM221 137H222V135H221ZM223 137H224V134H223ZM222 137V138H223ZM226 137V136H225ZM0 138V139H1ZM53 138H54V140L56 141V142H51L50 144H48V141H51V140H53ZM220 138V137H219ZM227 138V137H226ZM211 140H213L212 138H210ZM217 139V138H216ZM221 139V138H220ZM225 139V138H224ZM65 140H66V138H65ZM26 141V140H25ZM71 141H72V139H71ZM204 141V140H203ZM202 141V142H203ZM208 141H209V139H208ZM207 141V142H208ZM220 141V140H219ZM228 141V140H227ZM227 141H224L223 140V143L224 142H227ZM27 142H28V140H27ZM31 142V141H30ZM206 142V143H207ZM213 142L214 141H212V144H213ZM229 142V141H228ZM77 143V142H76ZM131 144V145H132ZM214 144H215V142H214ZM10 145V144H9ZM72 145V144H71ZM201 145H202V143H201ZM211 145V144H210ZM26 146V145H25ZM69 146V145H68ZM136 146V145H135ZM202 146H206V145H202ZM208 146V145H207ZM229 146H231V145H229ZM29 147V146H28ZM123 147V146H122ZM125 147V146H124ZM141 147V148H142ZM143 147V148H144ZM134 148H136V147H134ZM203 148V150H205L206 148L205 147H202ZM205 148V149H204ZM71 149V148H70ZM70 149H67V150H70ZM76 149V148H75ZM123 149V148H122ZM208 149V148H207ZM236 149V148H235ZM244 149V148H243ZM127 150V149H126ZM176 150V149H175ZM28 151V150H27ZM123 150H121V152H122ZM144 150H142L141 152H143ZM92 152H94V153H92ZM120 152V153H121ZM126 152V151H125ZM242 152V151H241ZM244 152V151H243ZM53 153V152H52ZM124 153V152H123ZM137 153H140V151H138ZM100 154H101V156H100ZM117 154V153H116ZM119 154V153H118ZM122 154V153H121ZM120 154V155H121ZM134 154V153H133ZM154 154V155H153ZM205 154V153H204ZM239 154V153H238ZM240 154H242V153H240ZM240 154H239V156H240ZM245 154V153H244ZM59 155H61V154H59ZM131 155V154H130ZM141 155H142V153H141ZM95 156V155H94ZM125 156V155H124ZM144 156V155H143ZM154 156V157H155ZM239 156H237V158L239 157ZM246 156V155H245ZM248 156V155H247ZM258 156V155H257ZM61 157V156H60ZM123 157V156H122ZM128 157V156H127ZM153 157V158H154ZM165 157V156H164ZM260 157V156H259ZM55 158V157H54ZM101 158V159H102ZM121 158V157H120ZM143 158V157H142ZM152 158V159H153ZM159 158V157H158ZM243 158V157H242ZM258 158V157H257ZM261 158V157H260ZM123 159V158H122ZM127 159V158H126ZM240 159V158H239ZM245 159V158H244ZM259 159V158H258ZM53 160V159H52ZM154 160V159H153ZM157 160V159H156ZM159 160V159H158ZM166 160V159H165ZM176 160H178V158L176 159ZM96 161V160H95ZM122 161V160H121ZM130 160H128V162H129ZM149 161H151V158H150V160ZM155 161V160H154ZM241 161V160H240ZM249 161V160H248ZM261 161V160H260ZM33 162V161H32ZM127 162V163H128ZM136 162V161H135ZM153 162V161H152ZM236 162V161H235ZM258 162V161H257ZM262 162H264V161H262ZM54 163V162H53ZM95 163H97V162H95ZM126 163V162H125ZM202 163V162H201ZM243 163V162H242ZM259 163V162H258ZM89 164H92V163H89ZM118 164H119V162H118ZM134 164V163H133ZM186 164H187V162H186ZM257 164V163H256ZM93 165V164H92ZM112 165V164H111ZM130 165V164H129ZM192 165V164H191ZM260 165H261V163H260ZM259 165V166H260ZM32 166V165H31ZM40 166V165H39ZM38 166V167H39ZM42 166V165H41ZM118 166V165H117ZM155 166V165H154ZM35 167V166H34ZM88 167V166H87ZM156 167V166H155ZM155 167H153V168H155ZM180 167H181V165H180ZM132 168V167H131ZM194 168V167H193ZM262 168H264V164H262ZM37 169H39V168H37ZM37 169H36V171H37ZM156 169V168H155ZM154 169V170H155ZM189 169V168H188ZM124 170V169H123ZM68 171V170H67ZM66 171V172H67ZM90 171V170H89ZM30 172H31V170H30ZM34 172V171H33ZM60 172H63V170L62 171H60ZM43 173V172H42ZM165 173V172H164ZM232 173V172H231ZM31 175L33 174V173H30ZM30 174H28V175H30ZM37 174V173H36ZM141 174V173H140ZM139 174V175H140ZM38 175V174H37ZM85 175V174H84ZM117 175V174H116ZM115 175V176H116ZM119 175V174H118ZM122 175V174H121ZM138 175V174H137ZM144 175V174H143ZM171 175V174H170ZM174 175V174H173ZM225 175H227V174H225ZM46 176V175H45ZM123 177H124V173H123V175H122ZM201 176H203V175H201ZM200 176V177H201ZM220 176V175H219ZM129 177V176H128ZM131 177V176H130ZM138 177V176H137ZM167 177V176H166ZM224 177V176H223ZM84 178V176H82V179ZM149 178V177H148ZM156 178V177H155ZM206 178V177H205ZM117 179V178H116ZM207 179V178H206ZM225 180L226 179H228V178H224ZM148 180V179H147ZM168 180V179H167ZM183 180V179H182ZM204 180V179H203ZM221 180H223V179H221ZM231 179H229V181H230ZM116 181V180H115ZM127 181V180H126ZM134 181H135V179H134ZM146 181V180H145ZM144 181V182H145ZM234 181V180H233ZM149 182V181H148ZM226 182V181H225ZM224 181H223V183H225ZM77 183V182H76ZM145 183H147V182H145ZM144 183V184H145ZM255 183V182H254ZM67 184V183H66ZM79 184V183H78ZM225 184H227V183H225ZM225 184H223V185H225ZM233 184H235L234 182H232V185ZM259 184V183H258ZM168 185V184H167ZM171 185V184H170ZM237 185V184H236ZM149 186V185H148ZM148 186L147 187H145V189H144V191H148ZM169 186V185H168ZM207 186V185H206ZM216 186V185H215ZM214 186V187H215ZM226 186V185H225ZM235 186V185H234ZM91 187V186H90ZM226 187H229V185L228 186H226ZM69 188H71V185H68L67 187H62V188H60V189H62L63 190V192H66L67 190H69ZM74 188H76V187H74ZM116 188V187H115ZM211 188V187H210ZM217 188V187H216ZM156 189H158L159 190V192H160V194L162 193V194H164V192L166 193V194H171L172 195V190H168L167 191V188L166 187H164L163 189L161 188H157L156 187ZM225 189V188H224ZM237 189V188H236ZM27 190H29V189H27ZM62 190H61V193H60V195L59 196H63V192H62ZM77 190V189H76ZM89 190V189H88ZM92 190V189H91ZM154 190V189H153ZM78 191H80V190H78ZM78 191H74L75 192V195H76V198H77V193H79V195H81L80 194V192H78ZM121 191V190H120ZM133 191V190H132ZM142 191V190H141ZM220 191V190H219ZM60 191H58V193H59ZM72 192V191H71ZM88 193H87V195H90V194H93L92 193V191H87ZM158 192V191H157ZM175 192V191H174ZM140 193V192H139ZM143 193V192H142ZM146 193V192H145ZM184 193V192H183ZM218 193V192H217ZM229 193V192H228ZM228 193H226V195L228 194ZM71 194V193H70ZM70 194H68V196H70ZM74 194V193H73ZM72 194V195H73ZM85 194V193H84ZM123 194V193H122ZM141 194V193H140ZM158 194V193H157ZM67 195V194H66ZM71 195V196H72ZM75 195H73V197L75 196ZM112 195V194H111ZM110 195V196H111ZM126 195V194H125ZM127 195H129V194H127ZM133 195V194H132ZM165 195V194H164ZM176 195V194H175ZM217 195V194H216ZM225 195V194H224ZM17 197H18V195H16ZM56 196V195H55ZM145 196V195H144ZM150 196V195H149ZM154 196H157V195H154ZM160 196V195H159ZM170 196V195H169ZM173 197H175L174 195H172ZM171 196V197H172ZM228 196L229 197H231L232 195H229L228 194ZM227 196V197H228ZM64 197V196H63ZM86 197H88V196H86ZM92 198H90V197H88V198H90L89 200H93V199H95V201H96V196L95 195H92L91 196ZM166 197H168V196H166ZM187 197H190L189 195L188 196H186V197H183V198H187ZM229 197L227 198L228 200H229ZM61 198V197H60ZM120 198V197H119ZM142 198V197H141ZM176 198V197H175ZM15 199V198H14ZM55 199V198H54ZM57 199V198H56ZM43 199H41L40 197L38 198V196L36 197V198H34L33 199V203L31 202V204H28V202H24L23 200H21V199H17L16 198V202L20 205V206H23L24 207V209H25V207H31L33 210H34V208L35 207H37L38 205H40V202L42 201ZM59 200V199H58ZM118 200V199H117ZM167 200V199H166ZM165 200V201H166ZM169 200V199H168ZM173 200V199H172ZM225 200V199H224ZM55 201V200H54ZM121 201V200H120ZM142 201V200H141ZM146 201V200H145ZM164 201V203H166ZM213 200H211V202H212ZM221 201V200H220ZM138 202H140V201H138ZM167 202H169V201H167ZM258 202V201H257ZM52 203V202H51ZM50 202H47V203H43L42 205H41V207H43L42 208V211H44V212H46V213H48V212H51L52 210H56V209H58L59 210V206H57L56 205V203L55 202H53V203H55V205L53 206L52 204H51ZM90 203V202H89ZM163 203V202H162ZM214 203V202H213ZM220 203V202H219ZM218 203V204H219ZM227 203V202H226ZM226 203H224V204H226ZM53 206V207H51V205ZM58 204V203H57ZM93 204V203H92ZM216 204V203H215ZM214 204V205H215ZM230 204V203H229ZM62 205V204H61ZM145 206V205H144ZM225 206V205H224ZM63 207V206H62ZM157 207V206H156ZM212 207H214V206H212ZM96 208V207H95ZM209 208V207H208ZM211 208V207H210ZM209 208V209H210ZM61 209V208H60ZM156 209V208H155ZM213 209V208H212ZM222 209V208H221ZM221 209H219V210H221ZM228 209V208H227ZM54 210V211H55ZM142 210V209H141ZM147 210V209H146ZM215 210V209H214ZM253 210V209H252ZM252 210H251V213H252ZM254 210H255V208H254ZM32 211V210H31ZM30 211V212H31ZM155 211V210H154ZM211 211V210H210ZM218 211V210H217ZM222 211V210H221ZM58 212V211H57ZM160 212H162V210L160 211ZM164 213V215L165 214H167V213H165V210L163 211ZM3 213V212H2ZM23 213H25V212H23ZM55 213H56V211L55 212H52V215H50V216H46V219H47V217H49V221H48V224H45L42 228L44 229L43 230V233H42V238L41 239H39V242H41V246L40 247H44L45 246V244H46V241H48V239H52L55 235H58L59 233L57 232L58 230V227H57V231L55 230V228H56V222H58L57 220H59L60 219V217H56L57 216V214L59 213H57L56 215H55ZM89 213V212H88ZM147 213V212H146ZM154 213V212H153ZM215 213V212H214ZM257 213V212H256ZM29 214V213H28ZM84 214H86V213H84ZM90 214V213H89ZM94 214V213H93ZM144 214V213H143ZM160 214V213H159ZM159 214L157 215L156 214V216L157 217H162V216H159ZM219 214V213H218ZM231 214V213H230ZM19 215V214H18ZM26 215V214H25ZM95 215V214H94ZM53 216H55V217H53ZM168 216V214L167 215H165V216H163V218L162 219H165V217H167ZM253 216V215H252ZM8 217V216H7ZM92 217V216H91ZM96 217V216H95ZM153 217V216H152ZM210 217V216H209ZM248 217V216H247ZM257 217V216H256ZM168 218V217H167ZM249 218H251V217H249ZM52 219V220H51ZM69 219V218H68ZM85 219V218H84ZM89 219V218H88ZM88 219H87V221H88ZM95 219V218H94ZM145 219V218H144ZM162 219H160L161 220V222H162ZM253 219H254V217H253ZM165 220H168V219H165ZM22 221V220H21ZM34 221V220H33ZM42 221V220H41ZM62 221V220H61ZM85 221H86V219H85ZM87 221L86 222H84L85 224L87 223ZM90 221V220H89ZM155 221H156V219H155ZM92 222H93V220H92ZM97 222V221H96ZM151 222H154V220L152 219L151 220ZM158 222V221H157ZM156 222V223H157ZM163 222H165L164 220H163ZM90 223V222H89ZM88 223V224H89ZM166 223V222H165ZM165 223H163V225L165 224ZM42 224V223H41ZM69 224V223H68ZM152 224H154L155 225V223H152ZM162 224V223H161ZM43 225V224H42ZM77 225V224H76ZM87 225V224H86ZM86 225H85V227H86ZM83 226H84V224H83ZM153 228V227H152ZM83 229H85L84 227H83ZM36 230H37V228H36ZM40 230V229H39ZM42 230V229H41ZM76 230V229H75ZM5 231V230H4ZM13 231H15V230H12L11 231V233L13 232ZM17 232V231H16ZM39 232V231H38ZM36 233V232H35ZM159 233V232H158ZM30 234V233H29ZM37 234V233H36ZM159 235V234H158ZM37 236H38V234H37ZM2 237V238H1ZM73 237V236H72ZM0 238H1V240L3 241V244L4 245H8L9 247H10V249H13V248H17L18 247V243L20 244V241H21V237H19V234L17 235V234H12V235H10V233L9 232H4V234L2 235V236H0ZM39 238H40V236H39ZM45 239V240H44ZM37 240V239H36ZM45 242H44V241ZM53 240V239H52ZM75 240V239H74ZM56 241V240H55ZM1 243V242H0ZM31 243V242H30ZM50 242H47V244H49ZM1 245H2V243H1ZM3 245V246H4ZM50 245H51V243H50ZM4 247V248H9V247ZM47 246V245H46ZM57 246V245H56ZM2 247V246H1ZM52 247V246H51ZM89 247V246H88ZM3 248V247H2ZM1 248V249H2ZM45 248V247H44ZM43 248V249H44ZM87 248V247H86ZM23 249H30V248H28L26 245L23 247ZM38 249V248H37ZM40 249V248H39ZM50 249V248H49ZM20 250V249H19ZM21 250H22V248H21ZM67 250V249H66ZM95 250H97L98 251V249L96 248ZM2 252L4 251L3 249L1 250ZM7 251V250H6ZM5 251V252H6ZM10 251V250H9ZM12 251V250H11ZM35 251H37V250H35ZM47 251H49V250H47ZM65 251V250H64ZM1 252V253H2ZM21 252V251H20ZM29 252V256H30V258H28V259H26L25 260V262L23 261H21L22 262V264H38V263H40V261L39 262H37V263H35V258L33 257L34 255V253H32V255H31V253L30 252H33V251H28ZM38 252V251H37ZM40 252V251H39ZM44 252V251H43ZM50 252V251H49ZM51 252H52V254H53V252L54 251H52V249H51ZM56 252V251H55ZM54 252V253H55ZM9 253V252H8ZM7 253V254H8ZM65 253V252H64ZM79 253V252H78ZM3 254V253H2ZM7 254H3L2 256H6ZM10 254V253H9ZM42 254H45V253H42ZM54 255V254H53ZM64 255V254H63ZM75 255H77V254H75ZM39 257V256H38ZM45 257V256H44ZM53 257V256H52ZM55 257H57V256H55ZM66 257V256H65ZM21 259V258H20ZM23 259V258H22ZM40 259H42V258H40ZM79 259V258H78ZM44 260V259H43ZM53 260V259H52ZM81 260V259H80ZM97 260H99V257L97 256V254L93 257V262L91 263V264H96L97 263ZM37 261H38V258H37ZM46 261V260H45ZM51 261V260H50ZM70 261V260H69ZM92 261V260H91ZM138 261V260H137ZM20 262V263H21ZM52 262V261H51ZM59 262V261H58ZM2 263H4L3 261H2ZM2 263H0V264H2ZM44 263V262H43ZM50 263V262H49ZM6 264V263H5ZM51 264V263H50ZM98 264V263H97Z\"/></svg>",
  "mask_w": 264,
  "mask_h": 264
}]
</instances>
